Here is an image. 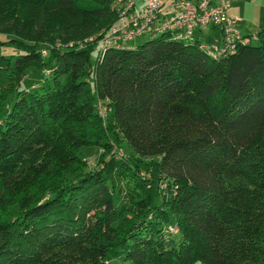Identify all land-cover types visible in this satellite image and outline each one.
<instances>
[{
  "label": "trees",
  "instance_id": "obj_1",
  "mask_svg": "<svg viewBox=\"0 0 264 264\" xmlns=\"http://www.w3.org/2000/svg\"><path fill=\"white\" fill-rule=\"evenodd\" d=\"M111 2L0 0V264H264V28L101 50Z\"/></svg>",
  "mask_w": 264,
  "mask_h": 264
},
{
  "label": "built area",
  "instance_id": "obj_2",
  "mask_svg": "<svg viewBox=\"0 0 264 264\" xmlns=\"http://www.w3.org/2000/svg\"><path fill=\"white\" fill-rule=\"evenodd\" d=\"M230 4L231 0H112L110 9L115 12L117 22L96 45L101 50L120 47L138 36L167 31L178 40L195 42V32L210 27L220 33L221 41L200 42L199 47L212 57L229 55L239 45L255 39L254 35L240 32L237 20L229 14ZM104 109L100 104L98 111Z\"/></svg>",
  "mask_w": 264,
  "mask_h": 264
},
{
  "label": "rangeland",
  "instance_id": "obj_3",
  "mask_svg": "<svg viewBox=\"0 0 264 264\" xmlns=\"http://www.w3.org/2000/svg\"><path fill=\"white\" fill-rule=\"evenodd\" d=\"M236 5L237 7H239L240 9L242 8L245 12H247V15L249 16V20H252V18L256 15H262L263 19H264V0H235L234 4H231L230 9L233 8V6ZM256 31V29L251 28L249 33L252 34ZM218 33L217 30L212 29L210 27H204L202 29H200V34H198V32H196L197 37H199L200 40L202 41H207V37L208 35H210L209 33ZM96 33H93L91 35H86L84 37H82L81 39H78L77 42H82L84 44L86 43H90L95 41L96 43V39L94 38V35ZM92 39V40H91ZM146 41V36H138L132 40H129L127 42L128 46H137L142 44L143 42ZM72 41H68L67 43H70ZM61 41H56V44H61ZM2 51L4 53H12V48L8 47V46H3L1 47ZM96 47L93 49L92 54H91V61H93V59L95 58V54H96ZM43 53L45 54V51H43ZM39 79V78H38ZM99 112V111H98ZM101 112V113H100ZM99 113L102 115H105V110H101ZM115 151V155L117 156H122L125 155L126 153H128V148L125 144L121 145L120 147H117L115 144H113L112 149L107 152L105 154V156H108L109 154H111L112 152ZM102 153V150L99 147H95V146H83L78 150V155L80 157H82L84 160H86L87 165L89 168H94L98 165V158L100 156V154ZM176 238H178V235L176 236ZM110 264H127L126 262H121L119 259H115L112 260ZM194 264H202L201 262L197 261Z\"/></svg>",
  "mask_w": 264,
  "mask_h": 264
},
{
  "label": "crops",
  "instance_id": "obj_4",
  "mask_svg": "<svg viewBox=\"0 0 264 264\" xmlns=\"http://www.w3.org/2000/svg\"><path fill=\"white\" fill-rule=\"evenodd\" d=\"M234 3H235V0H232L231 4H234ZM229 13L232 17H234L237 20L238 28L243 35H250L249 31L251 28L256 29L255 32L264 28V19L262 18L263 17L262 15H259V16L255 15L252 18V20H249L248 19L249 16L247 15V12H245L242 8L240 9L236 5H234L232 9L229 8ZM255 32L252 34H255ZM209 34L213 38H217V39L220 38L219 32L218 33L212 32Z\"/></svg>",
  "mask_w": 264,
  "mask_h": 264
}]
</instances>
